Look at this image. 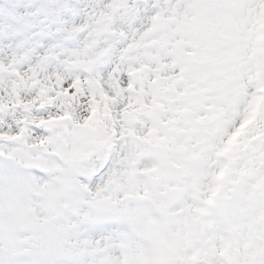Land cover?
<instances>
[{
    "label": "snow or ice",
    "instance_id": "6c2138e0",
    "mask_svg": "<svg viewBox=\"0 0 264 264\" xmlns=\"http://www.w3.org/2000/svg\"><path fill=\"white\" fill-rule=\"evenodd\" d=\"M0 264H264V0H0Z\"/></svg>",
    "mask_w": 264,
    "mask_h": 264
}]
</instances>
